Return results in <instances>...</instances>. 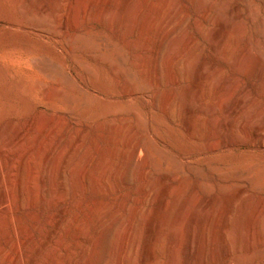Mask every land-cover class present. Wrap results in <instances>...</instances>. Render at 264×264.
<instances>
[{
    "label": "rangeland",
    "instance_id": "rangeland-1",
    "mask_svg": "<svg viewBox=\"0 0 264 264\" xmlns=\"http://www.w3.org/2000/svg\"><path fill=\"white\" fill-rule=\"evenodd\" d=\"M164 1L0 0V189L10 180L5 158L35 146L34 139L41 131L54 130L58 140L66 137L71 127L79 143L73 165L82 171L80 175L79 169L74 168L77 173L63 179L65 192L59 200L54 199L52 206L46 203L49 197L46 194L36 207H24L29 198L22 200L17 188L11 189V209L0 208V251L13 256L14 262L10 264H19L13 250L15 243L31 254L54 229L61 211L66 212L68 219L59 230L61 244L70 242L63 231L66 226L70 231L72 226L83 223L77 245H84L91 233L90 242L96 248L88 264L114 263L112 247L120 244L114 228L121 229L119 221L130 216L131 196H136L134 190L139 183L125 159L126 140L123 143L120 140L130 133L147 146L150 159L155 164L158 162L157 166L163 165L173 177L165 208L153 202L147 205V211L144 209L153 210L156 217L164 216L157 228L160 231L155 264L165 259L167 237L176 232L186 235L197 205L212 197L211 189L219 194L220 210L231 209L228 229L232 231L234 247H244L246 233L249 230L253 233V255L244 259L245 264L264 260V255L263 259L256 257L258 235L264 243V136L252 138L253 142L247 137L255 126L264 128V77L256 62L257 56L264 54V0H213L201 28L195 25L199 12L195 0ZM151 2L158 9L166 3L168 13L174 10L167 38L155 31L144 35L138 31ZM217 12L223 26L218 31L220 34L214 36L211 18ZM234 12L240 16L237 18ZM221 31L224 37L220 36ZM188 38L194 40L191 45H186ZM167 40L171 42L170 50ZM241 51L246 54L244 57L240 56ZM168 56L173 61V76L178 77L174 84L167 81ZM200 62H203L204 80L199 98L193 82L194 68ZM166 95H169L167 99ZM239 97L245 104L241 109L246 120L244 127L233 124L226 114V109L233 107ZM211 103L215 104L214 108H210ZM186 109L198 114L192 122L191 134L181 118ZM224 123L231 125L230 138L234 136L235 145L224 144ZM113 127L122 130L121 135L115 136L116 145L110 138ZM122 127H128L127 131ZM15 131L21 134L16 136ZM151 132L157 133L155 136L161 142H151ZM210 146L213 150L208 152ZM112 148H116V155H110ZM102 154L108 160L107 168L117 173L120 186V190L116 189L111 180L107 194L94 190L88 181L90 175L98 178L96 168ZM76 162L81 163L76 165ZM15 167L12 175L17 179L19 166ZM157 177L154 171L150 177L154 184ZM71 184L76 187L73 197ZM242 188L244 193L240 194ZM122 193H126L124 199ZM118 200L125 204L119 205ZM236 204H241L238 208L242 209L235 208ZM237 210L241 211L240 215ZM145 212L140 216L144 217L140 219L141 225L138 224L140 228L136 224L140 232L136 231L135 244L138 239L139 246L148 233L149 214ZM232 216L238 217L233 220ZM217 227L219 224H214L212 231ZM237 234H241L243 243L238 241ZM61 244L50 245L42 264H53V256L58 248L62 249ZM129 256L124 264H140L138 250L132 249ZM182 260L177 255L176 263L183 264ZM237 260L232 264H239Z\"/></svg>",
    "mask_w": 264,
    "mask_h": 264
},
{
    "label": "bare ground",
    "instance_id": "bare-ground-1",
    "mask_svg": "<svg viewBox=\"0 0 264 264\" xmlns=\"http://www.w3.org/2000/svg\"><path fill=\"white\" fill-rule=\"evenodd\" d=\"M195 1L197 2L198 7H199V12H198V15L196 16V19H195V25L198 26L199 28H201L203 26L204 20L206 18L207 12L209 11V7L213 3V0H210V1H208V0H195ZM99 2H101V1H99ZM119 5H120V3H119ZM217 5H218V3H217ZM166 6H167L166 3H164L162 5L160 4V8L158 9L155 2L150 3V7L148 9V12L145 14V16H143L142 21H141V25L139 26L138 31H139L140 35H144L146 33H151V31H155V32L159 33V35H162V37H165V38L168 37L169 32H170L171 23L173 21L172 18H173V11L174 10L172 12L168 13V11H166V9H165ZM102 16H105V15H102ZM235 16L238 18L240 16V13L236 12ZM177 17H179V16H177ZM211 22L215 26V28H213V30H211L213 35L215 36V35H217V32L220 31L222 26H223L222 18L220 16L219 12H217L215 15L213 14V16L211 18ZM64 24H65V22L63 24L62 23L60 24L61 29L64 27ZM223 35H224V32H222L220 36L224 37ZM218 40L220 41V39H218ZM193 42H194L193 38H188L186 41V45H191ZM166 46L168 48L167 50H170V47H171L170 40H167ZM166 46H165V48H166ZM244 55H246V54L244 52L242 53V51H241L240 56L244 57ZM171 56H172V54H171ZM170 57L167 58V62L164 60V63L166 62V66L168 67L167 71H166L168 73L167 74L168 75L167 81L170 84H174V83L178 82L177 81L178 77L173 76L172 69H171L172 65H173V61H172V59H170ZM238 58H239V55H238ZM257 60L260 64V68H261L260 69L261 71H259V72H261L260 74H262L264 77V54L257 56L256 62H257ZM194 73H195V78H194L193 83H194V87L197 89V94H198L197 96L200 98L201 97V88H202L201 85L203 84V80H204V78H203V62H200L198 64V66H196L194 68ZM263 81H261V82H263ZM129 95H133V94L130 93ZM168 97H169V95H166L164 98L167 99ZM198 103H200V102H198ZM252 103H253V101H252ZM243 104H244V101L240 98L239 100H236L234 102L233 107L226 109V114L230 119H233L232 120L233 124L235 123L237 126H240V127H244V124L246 121L243 118L244 115L242 117L243 113L241 112V109L245 105V104L244 105ZM209 105H210V108H214V106H215V104H213V103H211ZM245 110L247 112L246 106H245ZM196 113L197 112H195L192 109L183 110V113H181V118L183 119L185 125L187 124L186 127H187L188 133L191 132L192 122H194L195 118L198 116V114L196 115ZM43 126H41V127L44 128ZM223 126H224V133H225V139L223 140L224 144L225 145H235L236 143L233 140L234 136L232 138H230V136H232V135H230V133H233L230 131L231 125H229L228 123H224ZM124 128H126V127H124ZM127 128H126V131H127ZM15 132L17 133V131H15ZM123 132H124V130H123ZM154 132H151V134H150L151 138H152L151 142L154 141V144L161 142L160 138H158L159 136L158 135H157L158 137L155 136V134H157V133L154 134ZM228 132H229V134H228ZM120 133H122L121 128H118V127L112 128V135L110 138H111V141L113 139L115 145H116V139L118 138L115 136L119 135ZM19 134H21V131ZM19 134L17 133L16 136H18ZM63 135H64V133H63ZM132 135L134 136V133H130L128 135V137H126L125 139H120L121 142H122V140H126V143L125 142L124 143H125V146L127 149V154L125 152L123 153L124 155L126 154L125 155L126 158L123 154L122 155L131 164V174H132V176H135V178H137V180H139V183L137 184V186L135 185L136 186V188L134 187L135 190L131 189V191L134 190L136 192V196H131V197H133L132 203H131L132 205L130 204L131 206H129L126 204L127 206L131 207L130 216L126 217V219L124 221H119L118 224L122 225L121 229H119L120 226L115 227L114 228L115 230L113 229L115 232V233L114 232L113 233L116 235V237H120V244L117 248L115 246L112 247L113 249L115 248L114 249L115 253L113 252L115 260H114V263L113 262L112 263L113 264H124L125 260L128 261L127 258L133 249V251H135V252L138 250V262L140 261V264H155V262L157 261L156 243L158 240V233H159L158 232L159 229L157 230V228H158V226H160V224H162V221L164 220V216L156 217L155 216L156 214L151 212L153 210L148 211L149 213L145 212V211H147L146 210L147 205L151 204L153 202L157 203V206L159 205L161 208H163V209L165 208V205L168 202V200H166V198L170 194L169 190H171L170 187L172 185L173 177L171 176L170 172L163 167V165L157 166L156 164H158V162H156V164H155L154 159H152V158L150 159V151L147 148V146L142 141L134 139ZM263 136H264V128L262 126H255L251 130V132L248 133V135H247V137L250 138L252 140V142H253L252 138H254L256 140L257 138H260ZM18 138H20V137H18ZM151 138L149 136L150 140H151ZM55 139H56V134H55L54 130L53 131H48V130L47 131H41L34 139L35 143H36L35 146L28 148V150L18 152V154L16 156L13 155L11 157L5 158L6 164L9 165V167L7 169L9 172L8 175H9L10 180L8 181V183H6L4 181L5 184L3 185L2 190L0 189L1 190V194H0V208L1 209H4V210H10L11 209V192H12L11 189L14 187L17 188L19 195H20L22 200L29 198V203L27 204V206H24L27 208L28 207H30V208L36 207V203L39 200H43L44 199L43 196H45L46 194L49 196L48 199L46 198L47 199L46 203L48 204V206L53 205L54 199L57 201L60 198H62L61 193L63 191L65 192V189H66L65 188L66 185L63 183V179L68 175L73 176L72 175L73 173L74 174L77 173L76 171H74V168L76 169V167H75V164L73 165V158H74V154H76L75 153L76 146L79 143L77 144L78 141H77L76 136H75V131L71 127H70V129L68 131V135L66 137H64L62 139H58V140H55ZM208 143H210V142H208ZM207 150L209 152V151H212L213 149L210 146V147H207ZM100 153H102V152H100ZM116 153H117L116 148H112L110 150V155H114V154L116 155ZM3 155L5 156V154H3ZM81 159H82V157H81ZM83 161H84V158H83ZM106 161H108L107 158L104 157V155L102 154L101 160L99 161V164L96 168L97 173H98V178L95 179V175H94V177H92L90 175L88 181L90 182V184L94 190L97 189V190L107 194L109 189H110L108 184L111 183V180L115 184L116 189L120 190V186L117 183V178H116L117 173L115 172L116 173V175H115L114 173H112V171H110L107 168L108 162L106 163ZM79 163H81V162H79ZM79 163L76 162V165ZM16 164L19 166V177L17 179H15L12 175V171H13ZM118 165H120V164H118ZM79 167H80V165H79ZM78 169L79 168H77L76 170H78ZM81 169H82V167H81ZM78 171H79L78 174H80V172H82L80 169ZM154 171L157 172L159 175V177H157L158 178L157 180L160 184V186L158 184L159 188H157L158 182L155 181L156 183L154 184V181H151V179H150L151 174ZM240 177H242V176H240ZM70 178H72V177H70ZM73 180H75V179H73ZM73 180H72V182H73ZM64 181H65V179H64ZM74 183H75V181H74ZM80 183H81V181H80ZM197 183H198V185L200 184L199 181ZM74 185L75 184H71V192H72L71 195H72V197L75 195V190H76L75 189L76 187H74ZM198 185H197V190H198ZM223 187H225V186H223ZM230 188H232V187H230ZM225 189L229 190V188L228 189L225 188ZM197 190H194V191L196 192ZM236 190H238V192H239L241 189L240 190L236 189ZM243 191H244V189L242 188V191H240V194L244 193ZM120 193L121 192H119L118 194H120ZM126 193H128V192H126ZM126 193L121 194V199L125 198ZM209 193H211L212 197L208 201H205L201 204L199 203V205H197V208H198L197 212H196V214H194L192 221L190 222V224H188V227L186 228L187 230L185 231V234H186V235H184L185 237L182 236V232L181 233L176 232V233H173L171 235V237H167L168 240H167L166 246L164 247V250H163V256L165 257V259L162 262H160V264H177L176 263L177 255H180L183 258V260H182L183 264H210V263L232 264V261L234 259H238L237 261L240 262L239 264H245L246 261H244V259H246L247 257L249 258L253 255L252 251H253V244L254 243L252 242L253 238L251 239V236L253 233H250V230L248 229L249 233H246L247 237L245 238L246 240L244 243V247H242V246L241 247L238 246L237 248L234 247V245H235L234 239H233L234 237L232 235V231L228 229V225H229L228 220L231 221V219H232L231 217H229V219H228V216H230L229 213H230L231 209L227 207L228 209L226 211L220 210L219 206H221V205H219V202H218L219 194H215L212 189L209 190ZM233 193H231V194L234 195L235 193L234 194ZM236 193H237V191H236ZM233 197H235V196H233ZM219 199H220V197H219ZM210 200H212V201L210 202ZM118 202H119V200H118ZM122 203L125 204L124 201L123 202L120 201L119 205ZM97 206H99V205H97ZM240 206H241V204H236L235 208H238ZM98 208H96V209H98ZM150 208L151 207H148L149 210H150ZM144 209H145V211H144ZM238 209H242V208H238ZM117 210L115 209V212ZM127 211H128V209H127ZM143 212L149 214L148 215V231H147L148 233H147V238L144 241V243H142L139 246L138 241H137L138 239H136V244H135L136 231L138 230L137 232L138 233L140 232L139 229H137L136 227L139 226L138 224H140L139 223L140 219L144 218V217H140ZM239 212H241V211L239 210L238 213L235 212L234 215L239 214ZM65 213H66L65 211H61L59 213V215L57 216V219H56V224L54 225V229H52L48 234H46L47 236L45 237V239L43 241H41L37 246L34 247L33 252L31 254L27 253L25 250H22L18 246V244L15 243L13 250L18 255L19 264H42L43 257L46 254V252L48 251V248L50 247V245H52L54 243L55 244L56 243L61 244L60 243L61 242V236H59V230L61 229L63 224L66 222V220L68 221L67 217L65 216ZM232 213H233V211H232ZM33 215H35V214H33ZM232 217H233V220L235 218H237L236 216H235V218H234V216H232ZM250 219H251V217H250ZM100 220H102V218H100ZM120 220H121V218H120ZM253 220H252V222H253ZM49 222H51V221H49ZM141 222H142V220H141ZM201 222H202L201 227H199V224ZM217 223L219 224V227H217L218 229H216L215 231H212L213 225L217 224ZM99 224H101V223L99 222ZM136 224H137V226H136ZM83 228H84L83 223H78V224L72 226V229L70 231H69V226H66V230H63V231L67 232L65 234V237L68 236V238L70 239V242L63 241L65 243L61 244L62 249L58 248L59 251H57V254H55V255L52 254V255H54L53 256V260H54L53 264H60V263L61 264H88L90 262L92 254L94 253V250L96 249L94 243L90 242V239L92 238L91 233L88 234L89 239L86 238L87 241L85 240L86 243H84V245H81V246L77 245V242H76V240L79 239ZM139 228H140V226H139ZM229 228H230V226H229ZM63 229H65V228H63ZM85 229H87V228H85ZM259 232H260V230H259ZM83 233H84V231H83ZM7 234H8V232H7ZM241 234H243V233H241ZM241 234L240 235L237 234L238 238H239L238 241L239 240L242 241V239L240 237ZM25 235H26V233H25ZM86 235H87V233H86ZM4 236L6 237V235H4ZM257 237H258L257 239L259 240V245H258L259 248H258V253L256 254V257L259 256V257H262V259H263V255H264L263 239L260 235H258ZM23 240H21V241H23ZM39 241H40V239H39ZM235 242H237V241L235 240ZM242 243H243V241H242ZM35 245H36V243H35ZM236 252H240V254H237ZM235 254H237V255L235 256ZM47 255H48V253H47ZM208 256H210L209 261L206 260V258ZM12 257L13 256L9 255L8 252L0 251V264H10L11 262H14V261H12ZM111 258L114 259L113 257H111ZM132 259H133V257L131 258V260ZM192 259H193V262H192ZM215 259H216V262H215ZM241 261H243V262H241ZM258 264H264V260L259 261Z\"/></svg>",
    "mask_w": 264,
    "mask_h": 264
}]
</instances>
